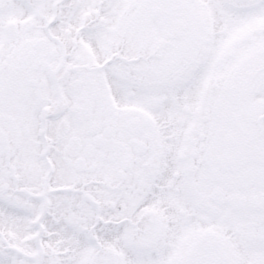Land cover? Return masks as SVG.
<instances>
[{"label":"snow or ice","instance_id":"snow-or-ice-1","mask_svg":"<svg viewBox=\"0 0 264 264\" xmlns=\"http://www.w3.org/2000/svg\"><path fill=\"white\" fill-rule=\"evenodd\" d=\"M0 264H264V0H0Z\"/></svg>","mask_w":264,"mask_h":264}]
</instances>
